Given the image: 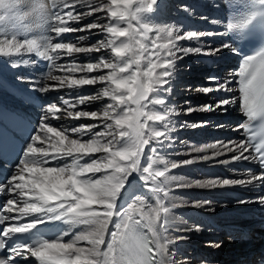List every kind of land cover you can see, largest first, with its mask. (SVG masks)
Here are the masks:
<instances>
[{
    "label": "snow or ice",
    "instance_id": "obj_1",
    "mask_svg": "<svg viewBox=\"0 0 264 264\" xmlns=\"http://www.w3.org/2000/svg\"><path fill=\"white\" fill-rule=\"evenodd\" d=\"M82 2L84 0H51L49 4L47 0H37L33 12L39 15L48 30L55 33V36L99 28L101 32L110 34L111 38L107 42L101 40L91 47H80L71 42L54 43V36H45L42 42L34 39L21 42L11 38L0 41V53L8 56L36 50L42 58L49 59L55 65L56 60L62 55L98 52L102 48L110 49L114 53L115 62L101 58L95 63L73 65L67 69L72 73L77 71L92 73L102 68L110 69L106 75L84 76L76 79L49 74V79L59 81L60 87L78 88L97 83L105 84L95 95L77 99L78 104H85L92 100L109 98L112 103L107 104L101 112H71L67 108L64 109L66 115L75 118L102 117L103 131L92 132V129L98 125L80 126L71 129L72 133L79 134V138H70L66 130H57L45 123L50 116L59 118L57 113L61 111L56 105L49 107L33 139V141L45 140L49 147L37 148L33 144L29 146L9 183L0 187V192L7 189L9 193L16 194V197L10 198L6 204L8 211L19 213L16 217H0V223L7 219L20 220L24 217L43 214L49 219L63 220L72 226L89 227L88 230L74 235L68 242L64 241V236H69L70 233L65 232L54 241H39L10 248L9 256L0 260V264H13L15 257L24 258L26 254L34 257L39 264H175L169 256L168 248L174 241L168 239L161 243L164 225L171 215V208L166 206L165 201L169 198L172 181L178 179L169 173L171 169L192 164L196 159L207 160L209 157H195L177 162L168 161L157 154L158 147L160 149L172 147L173 137L170 134L176 130L174 121L170 119L176 109L168 107L166 96L162 97L160 93L168 95L172 92L170 81L175 63L183 59V56L177 53H202L201 47L183 48L176 42L181 39H198L203 35L213 36L218 33L189 32L183 36H173V30L170 27H154L144 23L141 14L151 12L157 0H111L110 5L97 4L91 7L90 11L77 15H74L71 10L66 13L57 10L72 8L73 5ZM17 5L18 0H0V9L7 15L15 13ZM113 6H118L120 10H116ZM100 11L110 13L109 19L114 20V23L99 25L93 22L74 28L67 22L79 21L84 16ZM253 22V19L238 18L230 22L227 29L241 30ZM259 28L264 31V23L260 24ZM149 33L153 35L150 37ZM164 36L167 37L166 42L159 43L158 41ZM225 49L238 54V50L229 43L214 48L208 47L204 54L214 55ZM145 60L147 63L142 66V61ZM238 75L243 111L247 112L249 118L255 117L258 111L264 113V51L246 57L242 61ZM208 79L211 83L218 80L217 77ZM229 83L230 81L225 79L223 83H216L215 88L203 87L201 91L204 93L231 92L233 89L228 87ZM164 85L168 87L165 88ZM45 90H49V87L46 86ZM235 99V97H228L219 100L215 105L209 104L204 110L220 109L227 112V106L234 104ZM63 104L68 105L69 108L76 106L70 104L67 99L63 100ZM157 105L160 106L159 111L154 108ZM193 110L188 108L186 111ZM202 123L206 125L207 122ZM184 126L181 125V127ZM196 126L198 125H193V127ZM89 133H91L90 138L84 141L82 137ZM230 143L231 147L223 144V148L228 152L237 153L231 157L233 161L258 159L261 164H264V141L254 146V151L259 154L256 157L245 155L249 153V147L245 141ZM149 144L155 145L151 154L157 155L155 158L150 155L148 162L142 166L141 158L144 157V150ZM49 148L55 155L50 153ZM192 150L204 151L200 148ZM95 153L103 155L85 163L80 162L85 156H92ZM218 154L223 153H214V155ZM49 157L51 159L72 157V162L57 167L41 166L48 163ZM227 162L221 161V163ZM100 172L104 173L103 178L93 179V176ZM133 172L140 175L145 192L137 195L127 207L123 208V211H120L117 209L116 201ZM253 179H264V175L253 177ZM193 183L200 187H217L237 182L224 179ZM176 186L190 187L192 184L184 183ZM145 198L154 200V205L147 203ZM261 199L264 200V198ZM18 201L22 202V206L17 207ZM205 203L210 202L198 201L196 206L201 207ZM114 214L120 218V222L115 224L116 230L110 233L106 250L101 251L100 246L105 244L108 223ZM40 222L35 220L4 228L0 234V249L6 247L4 237L10 238L17 233L28 232ZM145 228L150 230L151 239L143 234ZM178 239L182 240L186 237H178ZM80 241H87L90 247L87 249L78 247L77 244Z\"/></svg>",
    "mask_w": 264,
    "mask_h": 264
},
{
    "label": "bare ground",
    "instance_id": "obj_2",
    "mask_svg": "<svg viewBox=\"0 0 264 264\" xmlns=\"http://www.w3.org/2000/svg\"><path fill=\"white\" fill-rule=\"evenodd\" d=\"M264 0H157L154 9L151 12H144L141 14L144 23L154 27H170L173 30V36L185 35L186 33H218L217 35L209 36L203 35L198 39H181L177 41V45L183 48H197L201 47L202 53H177V55L183 56V59L177 60L175 63V69L173 77L171 78L172 92L171 94L160 93L162 97L166 96V104L168 107L176 109V112L170 116L175 123V131L170 135L173 137L172 147H165L160 149L158 146V155L168 161H181L187 159H193L195 157L208 156L209 159H196L194 163L183 165L175 169H171L169 175H174L178 179L172 181V186L168 193V199L165 201L166 206L171 208V215L168 222L164 225L163 235L161 243L171 239L173 244L168 246L169 256L175 261V264H257L258 260L252 257L251 259H245L244 255L240 254L237 259L232 258V253L239 252L235 250L237 246H246L243 250L251 256H255V250L264 245V238L243 239L239 242L241 234L238 230L231 228L233 225L248 226L253 231L259 232L261 229V221H258L255 216H264V179H253V177L261 176L258 171L257 163L255 159L233 161L232 156L236 155V152H228L223 148V144L232 146L230 142L239 143L245 141L242 125L244 121L243 113V99L240 87L238 86L237 74L239 73V57L234 51L225 49L217 54H204L208 47H217L224 43H229L238 50L236 33H240V30H228L227 25L236 19H249L251 15V7L257 2ZM50 4L51 0H47ZM37 3V0H18L17 10L11 15L5 14L4 10L0 9V41L4 39H17L18 41L25 40H37L42 42V38L45 36H54L53 42H71L77 44L80 47H91L97 42L103 40L107 42L110 39V34L101 32L99 28L83 31H73L64 33L60 36H55L48 30L47 25L42 22L39 15L33 12V7ZM111 4V0H84L82 3H78L72 6V8L57 9L62 13L73 11L74 15L91 10L97 4ZM116 10H120L118 6H113ZM50 11H55L51 10ZM110 13L105 11L94 12L92 15L84 16L79 21H67L71 27L80 28L84 25L91 24L93 22L99 25H111L114 20L109 19ZM217 21V23H213ZM178 29V31H177ZM220 33H223L222 35ZM153 34L149 33L151 37ZM167 37L164 36L159 43H165ZM163 56V53H161ZM40 55L38 51L34 50L28 53L11 54L5 56L0 53V101L8 105L23 106L24 103L21 100L13 97L8 88L5 86L6 80L13 81L17 86L29 92L30 94L40 97L42 100H46L48 97L53 98V102L43 108L35 109L28 107V110H35L41 117L45 115L47 109L53 105H56L61 111L57 113L56 117L50 116L45 123L49 127L56 128L57 130H66V134L70 138H79V134L72 133L71 129L86 126V125H98L92 129V132L103 131V118L92 119L88 117L75 118L66 115L64 109H68L71 112L88 111V112H101L107 104L112 101L104 97L99 100H92L85 104H78L77 99L79 97H87L95 95L105 84L97 83L95 85H85L78 88L60 87L59 81L49 79V76L44 79L41 76V69L38 63ZM101 58L115 62L114 53L108 48H102L100 51H93L87 53H73L72 55H62L56 60L53 65L50 74L52 76H68L71 78H82L84 76H99L106 75L110 69H101L92 73H85L77 71L75 73L68 72L67 69L71 66H80L87 63L98 62ZM154 58V57H153ZM231 60V69L219 74L218 80L215 83H211L206 77L199 78L200 80H207L209 84H204L196 87L191 86L188 83L189 76L193 72H198L200 75H204L209 70H215V64L218 61ZM147 61H142L144 66ZM225 68L224 62L221 69ZM40 73V74H39ZM215 75L214 72H211ZM40 75V76H39ZM203 77V76H202ZM227 79L230 81L228 87L232 88L231 92L224 91H211L204 93L201 91L203 87H216V83H223ZM45 81V82H44ZM193 85V84H192ZM49 87V90L45 88ZM165 88L168 85H164ZM62 92V93H59ZM179 92L178 97H175V93ZM56 94H60L58 98L54 97ZM196 95L198 100L194 109L191 112H187L189 102L182 97ZM235 97V103L227 106L228 111L223 112L220 109L214 111H206L209 104L215 105L219 100ZM176 98L177 102H174ZM67 99L70 104H75L74 108H69L68 105L63 104V100ZM190 100V99H189ZM187 102V103H186ZM153 107V106H150ZM155 110L159 111L160 106H154ZM242 108V112H240ZM243 113V114H240ZM225 119L228 122H232L233 125L225 124ZM111 122V121H109ZM202 122H207L206 125ZM150 124L152 122H149ZM219 123V124H217ZM185 125L181 127V125ZM193 125H198L193 127ZM158 126V125H157ZM218 130L217 132H213ZM204 132L201 138L200 134ZM42 135V134H41ZM54 135V134H50ZM91 133L84 135L82 139L87 141L90 138ZM219 136V140L215 142H209L206 137ZM206 136V137H204ZM230 137V138H229ZM215 139V138H214ZM196 142V143H195ZM201 142V143H197ZM167 144V141H165ZM34 147L48 148V142L45 140L33 141ZM154 144H149L144 150V157L141 158V165L143 166L148 162L149 156H155L157 154H151V150ZM249 147V146H248ZM194 148L204 149V151H193ZM52 155H55L52 149L49 148ZM214 153H223L214 155ZM103 155L102 153H95L92 156H85L81 163L90 161ZM245 155H251L250 148L249 153ZM56 162L55 166H64L72 162V157H63L60 159H51L49 157L48 163ZM221 161H228L227 163H221ZM41 165V166H47ZM17 168L11 169L8 179L0 187L9 183L10 178L14 175ZM92 175V174H89ZM104 173H96L93 179L103 178ZM224 179L230 181H236L237 183L217 186V187H200L196 186L195 181L207 182L210 180ZM244 181V183H240ZM191 183L190 187H177L178 184ZM145 192L144 182L138 173L133 172L127 179L124 188L120 192L116 206L117 209L123 211L124 207H127L133 199ZM15 193H9L7 189L4 192H0V196L4 199L5 207L0 212V217H16L19 215L17 211H8L6 202L15 197ZM147 203L154 205V200H147ZM209 201L201 207L196 206V202ZM244 201V203H240ZM175 205V207H172ZM22 206V202L18 201L17 207ZM99 208V206H96ZM187 211L190 216H195L196 212L199 215L209 216L220 225L226 226L228 230H224L219 233L220 240L218 242L209 239L210 235L205 236L207 240L200 247L197 253H194V260L176 261L173 257L174 250L179 252L183 251V246H186L188 242L198 240L196 237L203 234L204 225L206 223L210 229H212L208 220L205 221L201 216L197 218L199 225L195 223H189L186 219ZM192 211V212H191ZM195 211V212H193ZM8 215V216H7ZM32 221L40 220L41 224L47 222L50 219L43 214L32 215ZM189 217V216H188ZM25 218V217H24ZM23 218V219H24ZM139 218V217H137ZM190 218V217H189ZM22 220V219H20ZM3 221L14 222L19 221L15 219H7ZM120 222V218L115 214L107 226V233L105 234V244L100 246L101 251L106 250V245L110 241V233L115 231V224ZM68 224V223H66ZM15 225V224H10ZM76 234L86 231L85 225H78ZM8 227V226H7ZM69 226H67L68 231ZM214 231V230H213ZM216 232V231H215ZM68 233H71L69 231ZM229 235L225 239L223 235ZM75 234V235H76ZM217 236V237H218ZM178 237H186V239H178ZM219 239V237H218ZM259 239V240H256ZM217 245H219L217 247ZM180 246V247H179ZM78 247L89 248L90 245L87 241H81ZM183 247V248H182ZM185 250V248H184ZM231 252L228 259L223 258L224 252ZM173 252V253H172ZM219 257V259H217ZM244 258V260H243ZM3 258H0L2 260ZM24 259L29 264H39V262L30 255H25ZM201 261V262H200Z\"/></svg>",
    "mask_w": 264,
    "mask_h": 264
},
{
    "label": "rangeland",
    "instance_id": "obj_3",
    "mask_svg": "<svg viewBox=\"0 0 264 264\" xmlns=\"http://www.w3.org/2000/svg\"><path fill=\"white\" fill-rule=\"evenodd\" d=\"M223 62H224V65H225V68H223V69H221V66H222V64H223ZM231 60H225V61H218L216 64H215V66H213V67H215V70L213 69V70H209V69H207V72L204 74V75H200V74H198V72H193V73H191V75L189 76V79H188V83L190 84L191 83V86L192 87H194V89L196 88V87H198V86H200V85H204V84H206V86H207V84H209V81H205V80H200L199 78H204V77H206L207 79L209 78V77H219L220 75L219 74H221V73H223V72H226V71H228L229 69H231ZM211 72H214L215 73V75H213ZM40 74V73H39ZM40 76V75H39ZM203 76V77H202ZM45 82V81H44ZM193 84V85H192ZM59 93H62V92H59ZM176 95H175V97H178V94H180L179 92H177V93H175ZM197 96L196 95H191V97H190V95L189 96H187L186 98L185 97H182L181 99H186L187 100V102H189V107L188 108H191V105L194 107V105L196 104V100H198L197 98H196ZM190 99V100H189ZM200 101H203V100H198L197 102H200ZM174 102H177V100H176V98L174 99ZM187 108V109H188ZM240 112H242V108H240ZM240 114H243V113H240ZM225 124H228V125H233V123L232 122H228V120L227 119H225ZM217 124H219V123H217ZM218 130H215V131H213L214 133L215 132H217ZM203 134H205L204 132H202L201 134H200V137L199 138H201V137H203L202 135ZM204 137H206V136H204ZM219 137H220V135L219 136H216V135H213V136H208V137H206L207 138V140L209 141V142H215V141H217V140H219ZM215 138V139H214ZM230 138V137H229ZM196 143V142H195ZM197 143H201V142H197ZM153 157V156H152ZM15 197H16V195H15ZM14 197V198H15ZM192 212V211H191ZM193 212H195V211H193ZM188 213H190L189 211H187V214H186V219H187V222H189V223H197L198 225H199V223H198V221H197V218H199V216H203V215H199L197 212H196V214H195V216H190ZM8 216V215H7ZM190 218H189V217ZM206 218H210L209 216H204V217H202V219L205 221V219ZM210 219H212V218H210ZM215 220V219H214ZM68 226H69V228H68V231L67 232H69V231H71V232H75V233H77V231H78V229H80V227L77 225V226H72V225H70V224H67ZM202 225H204L205 227H204V230H203V234H201L200 236H198V237H196V239L198 240L196 243H194V241H191L190 243L188 242L187 244H185L186 246H184V245H182L184 248H185V250H184V248H183V251L182 252H179L178 250H174L173 252H174V255H173V257H174V259L176 260V261H186V260H194V259H198V257H196L195 258V256H194V253H197L198 252V250L199 249H201L200 247L202 246V244L205 242L204 240H207V238L205 237V236H208L209 234H211L210 235V237H209V239L210 238H212V241H215V242H218V240H220V236H218V234L219 233H217V232H215V231H213L212 229H210L209 227H208V225L206 224V223H203ZM88 227L89 226H86V228H87V230H88ZM79 232V231H78ZM254 233H255V231H254ZM219 237V239H218V237ZM222 236H224L225 237V239H227L228 237L227 236H229V235H225L224 233H223V235ZM243 240V238L241 237V238H239V242H241ZM256 240H259V239H256ZM81 242V241H80ZM79 242V243H80ZM78 243V244H79ZM78 244H77V246H78ZM180 247V246H179ZM246 246H237V248L235 249V250H240L239 252H235L234 251V253H232V258L233 259H237V257H239V255L240 254H242V255H246V251L245 250H243L244 248H245ZM172 252V253H173ZM231 252H233V251H230V252H224V254H223V258L224 259H228L229 257H230V255H231ZM245 258V257H244ZM244 258H243V260H244ZM217 259H219V257L217 258ZM201 262V261H200Z\"/></svg>",
    "mask_w": 264,
    "mask_h": 264
}]
</instances>
